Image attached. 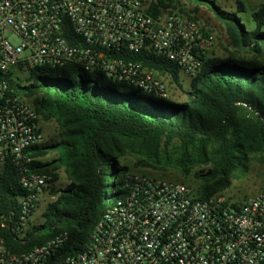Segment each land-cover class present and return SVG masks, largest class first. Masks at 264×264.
Returning <instances> with one entry per match:
<instances>
[{"label":"built area","instance_id":"built-area-1","mask_svg":"<svg viewBox=\"0 0 264 264\" xmlns=\"http://www.w3.org/2000/svg\"><path fill=\"white\" fill-rule=\"evenodd\" d=\"M216 44L199 21L155 11L147 0H0V164L16 167L26 191L20 224L27 226L54 183L30 169L31 149L46 142L43 121L10 74L21 83L16 70L29 76L39 67L79 65L139 88H163V74L139 55L173 61L191 79ZM127 188L77 254L61 253L66 234L22 253L0 236V264L264 263V191L202 198L191 184L134 172Z\"/></svg>","mask_w":264,"mask_h":264},{"label":"trees","instance_id":"trees-1","mask_svg":"<svg viewBox=\"0 0 264 264\" xmlns=\"http://www.w3.org/2000/svg\"><path fill=\"white\" fill-rule=\"evenodd\" d=\"M182 1L195 6L188 9ZM235 5L229 11L218 0L151 2L155 11L173 9L197 21L206 6L225 28L227 45L204 59L190 79L186 101L169 99L164 87L105 83L104 73L79 65L56 68L62 76L35 68L28 85L9 75L11 86L30 99L42 121L54 120L61 128L60 138L31 149L30 169L50 175L54 183L50 196L56 199L42 212L43 224L31 222L35 212L27 216V226L20 224L26 191L14 165L6 162L0 170V236L11 251L28 252L66 234L61 253L77 254L99 218L127 192L132 170L122 158L128 151L143 157L140 164L157 170L173 166L184 178L191 177L193 167L210 165L194 174L202 198L229 189L234 172L248 169L250 154L264 153V3L249 13L254 28L240 15L247 12L245 2ZM138 59L183 88L177 63L155 55ZM54 153L58 157L48 158ZM63 168L70 183L58 188Z\"/></svg>","mask_w":264,"mask_h":264},{"label":"rangeland","instance_id":"rangeland-1","mask_svg":"<svg viewBox=\"0 0 264 264\" xmlns=\"http://www.w3.org/2000/svg\"><path fill=\"white\" fill-rule=\"evenodd\" d=\"M149 3L155 1V0H147ZM219 3L226 8L229 11H235V3L237 0H218ZM245 2L247 6V12L241 13V17L247 21V24L249 28H254V23L249 17V13L255 9L260 7L262 3H264L263 0H242ZM185 6L188 9H193L194 4L188 3L185 1H182ZM184 14V13H183ZM186 15V14H185ZM198 20L199 22L209 31L216 34L217 38V44H216V50L218 53H222L223 49L222 47L227 45V35L224 26L216 20L213 13L206 7L201 6L200 12L198 13ZM15 75L18 76L20 82L23 85H26L29 83V76L28 74L20 73L19 71H14ZM54 74L56 76H62L64 73L57 70L52 69L50 72H46L44 75ZM71 77L75 78L74 75H71ZM159 79L162 80L164 83V88L166 89L168 95H170L171 100L173 101H186L187 100V94L186 90L190 88V79H188L184 74H182V82H183V88H180L177 86V84L172 80L169 76H161L159 75ZM105 83H112L117 84L118 82L111 78V77H105L102 79ZM128 87H134L135 89H139L138 85H131L129 84ZM145 90V89H144ZM43 129L46 136V141H50L52 139L60 138L59 134L61 132V128L58 125V123L54 120L52 121H43ZM59 153H54L53 155H50L48 158L52 157H58ZM143 159V157L133 151H128L125 153V155L122 158V162L125 165H128L132 172L134 173H140V174H148V175H154V176H161L166 177L170 179H175L178 181H183L185 183L191 184L194 187H198L200 184V181L194 178V174L204 168L209 167L210 165H199L195 166L191 170V177L190 178H184L179 169L173 166H169L166 168H163L162 170L154 169L151 166H147L145 164H140L139 160ZM248 169L244 170L243 168L237 169L233 176H232V184L229 189L224 191L227 194L234 195L238 198H244L247 196H254L258 194L261 191H264V153H252L249 156V159L247 161ZM2 168V165L0 164V170ZM113 180V179H112ZM70 183L66 171L63 168L60 171V179L56 183V187L63 188L67 186ZM56 198H53L51 196L48 197L47 201L40 207V209L34 214L32 218V223L35 225H41L44 223V218L42 216V212L46 208L47 204Z\"/></svg>","mask_w":264,"mask_h":264}]
</instances>
